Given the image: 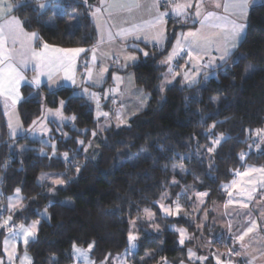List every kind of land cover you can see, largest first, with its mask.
I'll return each instance as SVG.
<instances>
[{"label": "trees", "instance_id": "trees-1", "mask_svg": "<svg viewBox=\"0 0 264 264\" xmlns=\"http://www.w3.org/2000/svg\"><path fill=\"white\" fill-rule=\"evenodd\" d=\"M9 1L24 28L45 44L87 48L97 42L88 16L95 0H52L51 5L61 6L59 13H53L51 6L42 12L35 8L46 0ZM72 14L78 16L75 24L68 23ZM192 26L184 20L170 23L164 51L141 45L145 61L126 71L132 72L134 84L148 94L149 101L126 126L110 127L99 135L94 161L85 157L77 140L87 144L93 138V108L71 89L49 92L42 86L32 92L24 87L23 101L15 110L22 128L28 130L41 116L42 104L55 108L64 101L62 112L73 116V127L64 126L67 137L54 138V156L39 153L43 145L38 139H10L0 109V202L18 189L22 204L10 214V223L18 228L41 218L35 239L19 246L30 255V264H71L73 245H91V259L110 264L112 256L127 248L129 221L144 208L154 211L157 222L163 221L155 202L164 190L179 189L171 184L179 177L172 171L174 166L187 172L181 181H191L198 192L207 194L205 207L223 202V186L245 165L264 168V2L249 9L241 42L223 64L210 70L216 71V79L185 86L178 75L161 89L164 66L157 62L176 33ZM234 57L237 60L228 66ZM218 135L224 138L215 144ZM41 174L59 175L62 186L39 183ZM66 199L72 205L64 204ZM43 210L48 219L40 217ZM176 222L189 231L195 229L185 220ZM9 231H0V257L2 238ZM185 255L177 235L164 230L142 236L127 262L160 264L166 259L177 264Z\"/></svg>", "mask_w": 264, "mask_h": 264}, {"label": "crops", "instance_id": "crops-1", "mask_svg": "<svg viewBox=\"0 0 264 264\" xmlns=\"http://www.w3.org/2000/svg\"><path fill=\"white\" fill-rule=\"evenodd\" d=\"M262 2L264 0H95L88 16L97 42L87 48H60L41 42L35 32L27 31L13 13L11 2L0 0V109L7 131L9 118L17 117L15 110L23 101L22 89L28 87L34 92L42 86L47 90L52 86V92L71 89L73 94L78 93L76 96L91 103L93 112L92 100L102 101L100 114L95 119L97 134L110 127L126 126L149 101L148 94L134 84L132 72L126 71L142 62L143 56L136 51L135 44L163 51L170 23L184 20L192 24L191 28L176 33L166 53L173 62L172 71L179 73L183 85L189 86L184 76L190 69L193 73L192 62L197 60L203 66L193 79L196 83L203 79L207 57L212 61L209 68L223 64L244 36L249 9ZM143 33H146L144 37L138 39ZM221 47L220 52L216 50ZM109 86L111 95L105 99ZM16 119L15 125L21 126L18 117ZM55 177L60 179L56 174H41L39 183L50 182ZM252 179L248 177L246 186ZM246 186L236 197V205L227 206L228 191L225 192L221 203L226 210L224 234L217 238L212 233L207 242L209 247L220 250L221 257L219 262L210 257L207 264H264V194L257 200L259 196L255 191H247ZM227 247L233 252L228 263L225 261Z\"/></svg>", "mask_w": 264, "mask_h": 264}, {"label": "rangeland", "instance_id": "rangeland-1", "mask_svg": "<svg viewBox=\"0 0 264 264\" xmlns=\"http://www.w3.org/2000/svg\"><path fill=\"white\" fill-rule=\"evenodd\" d=\"M52 0L42 1L35 4V8L42 12L49 6L53 13L62 12L61 6L58 4H52ZM22 3V2H20ZM78 20L76 14H72L68 18V23L75 24ZM50 23V20L49 22ZM179 31H182L180 29ZM143 35H139L137 38H143ZM181 33L178 34V37ZM138 39L136 41H138ZM134 41V40H133ZM138 51L142 52V62L146 59V51L141 47L140 43L135 44ZM217 51H221L222 47L216 48ZM164 51V50H163ZM170 55H164V59L157 62V65H164V71L162 74V81L160 83L161 89L164 86L170 85L173 82V79L178 74L177 72L172 71L173 62L171 59H168ZM193 57V55H191ZM237 58L234 57L233 60L228 62V66L232 62L236 61ZM192 62L193 73H188L184 76V82L191 86L196 83L197 80H194V77L199 73L200 62ZM205 66L203 69L204 74L203 80H209L210 78L216 79V71H210L214 68L212 67V61L209 57L204 61ZM199 63V64H198ZM52 86H49V92H52ZM107 90V89H106ZM109 91H105L104 97L108 98L112 90L111 86L108 87ZM78 95V93H76ZM92 100V99H91ZM94 107V119L97 120V117L100 114V105L102 101L97 100L96 98L92 100ZM64 101L59 100L57 107L49 108L46 105H41V116L38 120L34 122L31 128L28 130L23 129L19 123L18 126L15 125L16 116L14 118H9L8 122V131L7 135L10 139L14 137H28L31 139H38L42 143L40 154H46L49 152L50 156L56 155L55 153V141L54 138L56 135H67L64 133V126L73 127V116L65 115L62 112V107ZM102 112V111H101ZM18 122V121H17ZM124 125V124H122ZM100 128V125L98 124ZM98 129V128H97ZM100 134L95 133L93 138L87 143H82L83 139L79 138L78 146L83 149L85 157L91 160L97 158L98 147L100 144ZM224 137L218 135L215 140V144L219 143ZM262 139L255 141L253 148L250 150H256ZM49 147V148H48ZM211 152V148L208 149ZM244 157V156H243ZM66 156H62V159H65ZM210 168V164L207 165ZM254 170V171H253ZM172 171L177 174L179 177L173 179L171 184L179 185V189L173 192L170 189L164 190L159 196L158 200L155 202L160 216L163 218V221L157 222L154 211L151 208H144L142 212L134 219L129 221L128 224V236H127V248L120 254L114 255L109 259L110 264H129L127 262V256L136 252L138 247L139 239L146 234H158L164 230L171 231L177 235V242L179 247H184L186 250V255L184 260H180L177 264H207L206 260L212 257L214 262H219L221 257V252L217 247H209V239L212 238L210 235L216 234L217 238L221 234H224L223 226L225 222V209L222 204L214 203L210 207H205L206 202V193L198 192L195 189L194 184L191 181H181L184 179L187 172L179 166H174ZM252 176L253 179L251 183L247 184L246 181L248 177ZM55 186H62L61 180L59 177H55L50 180ZM232 184V185H231ZM247 191H255L256 196H259L257 200L261 199V196L264 194V168L253 165H246L244 169L238 173L233 181L227 185L223 186V190L228 194V205H236L241 190L246 189ZM230 187V188H229ZM229 188V189H228ZM22 204V196L18 189H15L12 193L8 194L3 202H0V214L3 215L2 221H0V231L9 227L10 224V214L14 211H17ZM64 204L70 206L72 201L66 199ZM40 217L48 219L46 211H41ZM41 218L31 220L28 224L22 225L21 227L10 229L8 233L2 238V257H0V264H30L31 257L24 250H20L19 246L22 248L28 241L35 239L36 232L38 229V224ZM182 219L187 221L190 225H194L195 229L189 231L187 227L177 224V220ZM229 237V234H228ZM191 242V243H190ZM195 242V244L193 243ZM220 242H223L220 240ZM226 242V241H225ZM188 243V244H187ZM194 244V246L192 245ZM92 246L79 247L73 245L70 250V256L72 259L71 264H104L103 262H95L90 257V250ZM147 255H145L146 257ZM183 259V258H182ZM160 264H172L171 262L163 259Z\"/></svg>", "mask_w": 264, "mask_h": 264}, {"label": "built area", "instance_id": "built-area-1", "mask_svg": "<svg viewBox=\"0 0 264 264\" xmlns=\"http://www.w3.org/2000/svg\"><path fill=\"white\" fill-rule=\"evenodd\" d=\"M169 1H173V0H169ZM2 219H3V215L0 214V221H2ZM14 227H16V226H15L14 224L10 223L8 229H9V230H10V229H14ZM232 253H233V252H232L231 250H229V248L227 247V253H226V255H225V261H226V263L229 262V258H230V256L232 255Z\"/></svg>", "mask_w": 264, "mask_h": 264}]
</instances>
